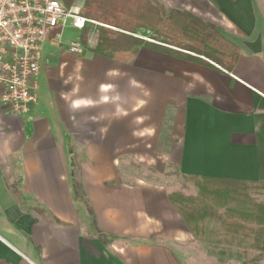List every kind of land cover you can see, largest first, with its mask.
Returning <instances> with one entry per match:
<instances>
[{"label": "crops", "instance_id": "0c3cea01", "mask_svg": "<svg viewBox=\"0 0 264 264\" xmlns=\"http://www.w3.org/2000/svg\"><path fill=\"white\" fill-rule=\"evenodd\" d=\"M159 1L237 46L232 71L144 47L109 60L98 31L78 55L48 41L37 105L0 103V264H193L159 179L264 183V0Z\"/></svg>", "mask_w": 264, "mask_h": 264}, {"label": "trees", "instance_id": "16d2710c", "mask_svg": "<svg viewBox=\"0 0 264 264\" xmlns=\"http://www.w3.org/2000/svg\"><path fill=\"white\" fill-rule=\"evenodd\" d=\"M69 2L71 4L74 0ZM82 15L102 25L98 27V41L93 52L109 60L133 65L144 47L183 61L213 67L201 59L204 57L230 72L239 57L237 46L225 40L215 27L189 13L168 10L159 0H85ZM90 27L87 26L82 33L85 48L88 46ZM142 30L154 34L151 41L137 37V32ZM186 178L199 188L211 185L226 190L224 195L212 202L215 205L220 203V207L224 208L218 219L228 235H256L264 240V203L258 205L254 212L245 211L241 205L237 208L230 206L249 200V190L255 188L264 192V183ZM170 201L194 236H204L205 231L199 224L204 213L200 211L206 207L215 210L212 202L198 204L196 199L186 198L179 193L171 194ZM256 245L264 257L261 242L258 241Z\"/></svg>", "mask_w": 264, "mask_h": 264}, {"label": "built area", "instance_id": "2783aa9c", "mask_svg": "<svg viewBox=\"0 0 264 264\" xmlns=\"http://www.w3.org/2000/svg\"><path fill=\"white\" fill-rule=\"evenodd\" d=\"M60 0H0V103L25 116L38 103L39 78L48 41L61 45L66 28L81 32L68 50L81 54L87 26H102Z\"/></svg>", "mask_w": 264, "mask_h": 264}, {"label": "rangeland", "instance_id": "374dc122", "mask_svg": "<svg viewBox=\"0 0 264 264\" xmlns=\"http://www.w3.org/2000/svg\"><path fill=\"white\" fill-rule=\"evenodd\" d=\"M98 27H90V31L93 32L89 34L90 38L88 39L87 48L84 47L85 50H88L89 45L93 43ZM80 35V31L66 28L63 34V43H67L69 40L74 41ZM137 36L150 38V34L147 32H138ZM131 169L138 171L136 166H132ZM144 171L147 176L150 173H154L147 169ZM159 182L163 183L172 194L179 193L186 198L196 199L198 204L204 205L211 203L212 200H216L226 193V190L220 186L196 187L187 181V178L183 177L179 171L174 169L167 172L166 177L159 179ZM262 203H264V192L254 188L249 190V200L240 204L232 203L230 206L237 208L241 205V208L245 211L254 212L255 208ZM211 205L214 206L215 210H208L206 207V209L200 211L205 216H201L199 221L201 228L205 231V235L201 238L194 237L186 246L189 254L191 253L189 258L193 259V264H264V257L256 245L260 241V247H264V240L258 239L256 235L245 236L241 233L239 236L228 235L222 226L221 220L218 219L223 214L224 208L220 207V203L215 205L212 202ZM213 215H215V218Z\"/></svg>", "mask_w": 264, "mask_h": 264}]
</instances>
